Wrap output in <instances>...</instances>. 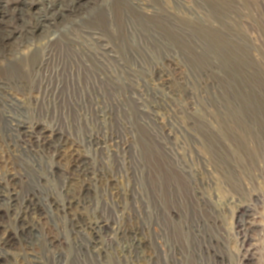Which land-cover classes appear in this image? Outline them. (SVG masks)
Instances as JSON below:
<instances>
[{
	"label": "rangeland",
	"instance_id": "374dc122",
	"mask_svg": "<svg viewBox=\"0 0 264 264\" xmlns=\"http://www.w3.org/2000/svg\"><path fill=\"white\" fill-rule=\"evenodd\" d=\"M0 19V120L33 154L43 130L68 139L34 170L0 132V187L91 201L65 218L46 200L8 264H264V0H0ZM73 217L108 227L77 235Z\"/></svg>",
	"mask_w": 264,
	"mask_h": 264
},
{
	"label": "bare ground",
	"instance_id": "6f19581e",
	"mask_svg": "<svg viewBox=\"0 0 264 264\" xmlns=\"http://www.w3.org/2000/svg\"><path fill=\"white\" fill-rule=\"evenodd\" d=\"M0 21H2V19H0ZM43 38L44 37H42V36H39L37 38H30L29 37V39L31 41H33L34 46L36 45V43L40 44V42L42 41ZM75 41H77V40H75ZM72 42H74V41H72ZM36 51H39V47L37 45L35 46V48L33 50H31V52H30L31 55H29L31 57L30 59H32V55H35ZM42 53H44V51H42ZM12 54L13 53L10 51L9 55L11 56L10 57L11 60H13L16 57H19L18 55H12ZM44 63H45V57L43 56V58H41L39 64L32 63L31 67H33L36 70L37 68H40V66H42ZM243 98H245V96ZM2 105H3L2 107H5V108L8 107L11 111L15 110V113H17V108L14 109V105L12 103H10L9 105L7 103L6 104L3 103ZM5 113L3 114V117L0 120V132L4 135L9 136L13 140L15 146L22 147L21 136L22 135L33 136L34 133H33V131H28L26 129V127L22 124H19V123L14 124L12 117L6 115ZM3 120L7 121V124H8L7 126L2 124ZM41 134H42V136L39 137V139L37 140V144H36V146H38V149H39L38 153L33 154V152H32L33 149H29V148L27 149L25 147H22V150H20L21 148L19 149L21 156H23L25 158V160L28 161L29 166L32 167V169H34V170H40V164L43 160L42 156L44 155V152L51 150L56 154L57 152L64 150L67 147V143H68V139H66L62 134L54 132L53 129L50 132L43 130V132H41ZM73 145L75 147H79L80 149H81V147H83L82 144L76 143L75 141H73ZM84 145L89 146L91 149H94L96 151L99 150V148H103L102 150L110 151V148H111V144L109 145L108 142H105V141L102 142L97 138L96 139L88 138L86 140V142L84 143ZM125 145H126V143L123 144L124 148H125ZM24 148L27 149L28 151L27 150L25 151ZM26 152H29L28 155L24 154ZM116 155H118V154H116ZM110 165H111V163H110ZM77 168H78V171H80L82 173H86L89 177L91 176L92 181L96 182L95 171L93 172V170L88 167V161L86 159L80 161L77 165ZM39 181L40 180L38 179V182ZM49 199L46 198V200L48 201L46 203L48 206V210L52 213H54V210H56V212H59V214H62L63 217H65V218L69 217L70 214H72L74 212V211H72L74 206H76L78 209H87L91 205V201L87 200V198L84 200H73L72 202L63 203L59 206H54L53 203L51 201H49ZM46 200L41 198L40 194H38L36 191H34L32 193V195H29V194L24 195V194H21L20 190L18 191L16 189H13L10 187H0V230L3 229V230L7 231L8 227H7L6 223L8 221H10V226H12L13 227L12 229L14 230V231H12V230L9 231L3 237L0 236V264H8L6 261L7 259H5L7 257H5L4 254L5 255L8 254V251L11 248L13 243H15V242H19V244L21 242L31 243V241L34 238L33 237L34 231L38 227L37 221L34 218L36 215L40 216L41 214H43V212L41 210H42V206L44 205V202ZM29 222H30V224H29ZM62 225H64V224H62ZM67 227H71V230L73 232H75L77 235H80L82 232H86L89 229L94 234L95 233L97 234L102 229L107 228L108 224L103 222V221L81 223L79 221H76L75 217H73L70 220V225H67ZM121 235H122L123 240H125V242H124L125 245L123 247L124 253H128V252L132 251V252H137V253L141 254V252L145 248V246H144L145 244L136 232H130V233L121 234ZM97 243H98V241H94L93 243L88 244L85 247V249L81 245L79 248H80V250H86V252H89V253L100 254L101 249L98 247ZM52 255H54V254H52ZM33 264H46V263H44L42 261H34ZM53 264H61V259L55 257Z\"/></svg>",
	"mask_w": 264,
	"mask_h": 264
}]
</instances>
